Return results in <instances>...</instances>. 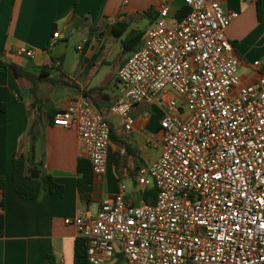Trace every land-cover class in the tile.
Segmentation results:
<instances>
[{
    "label": "built area",
    "instance_id": "2783aa9c",
    "mask_svg": "<svg viewBox=\"0 0 264 264\" xmlns=\"http://www.w3.org/2000/svg\"><path fill=\"white\" fill-rule=\"evenodd\" d=\"M185 3L190 12L181 21L160 7L118 72L124 95L110 112L131 130L134 105L165 101L161 154L137 176L140 189H156V202L134 206L122 185L96 214L67 219L86 241L91 264H107L117 252L126 264H264V74L242 82L227 38L239 13L219 0ZM59 38L58 31L51 48ZM15 54L35 56L24 47ZM54 126L74 129L94 175L105 174L109 117L82 100L58 112Z\"/></svg>",
    "mask_w": 264,
    "mask_h": 264
},
{
    "label": "crops",
    "instance_id": "0c3cea01",
    "mask_svg": "<svg viewBox=\"0 0 264 264\" xmlns=\"http://www.w3.org/2000/svg\"><path fill=\"white\" fill-rule=\"evenodd\" d=\"M227 12L239 13L227 30V38L240 60L243 84L264 74V0H219ZM166 5L172 17L185 0H0V60L19 65L49 79L38 83L37 99L31 83L17 78L11 69L0 72V207L4 218L0 234V264H75V248L81 239L77 227L66 224L80 212L96 214L101 202L121 192L134 206L144 202L137 176L143 166L161 154V120L165 101L134 105L133 129L110 115L124 95L119 70L137 51ZM153 9L152 17L145 12ZM155 18V19H154ZM154 19V20H153ZM128 24L115 37L111 27ZM60 38L53 48L54 33ZM143 33L138 47L128 36ZM24 47L34 57L15 54ZM256 62H261L255 67ZM169 97L175 94L166 91ZM86 101L110 118L111 143L107 170L94 175L90 201L81 198L78 170L85 147L74 129L54 126L55 115ZM23 155L27 165L42 164L60 193L43 191L34 200L22 198L13 184V158ZM87 160V159H86ZM128 182L130 185H128ZM107 264H126L117 252Z\"/></svg>",
    "mask_w": 264,
    "mask_h": 264
},
{
    "label": "trees",
    "instance_id": "16d2710c",
    "mask_svg": "<svg viewBox=\"0 0 264 264\" xmlns=\"http://www.w3.org/2000/svg\"><path fill=\"white\" fill-rule=\"evenodd\" d=\"M190 12L188 6H184L177 14V21L183 20ZM154 10L151 9L145 14L152 17ZM153 18V17H152ZM159 18V15H158ZM155 19V18H154ZM153 19V20H154ZM158 21V19L155 21ZM154 24V25H155ZM128 24L124 21L116 22L111 27V34L115 37H120L127 29ZM144 38L143 33H136L128 36L124 45L127 47V43L130 42L134 47H138L141 44L142 39ZM11 69L17 78L25 79L31 83V94L37 99L38 97V83L41 81H50L54 83L55 81L49 79V75H46L44 72L40 74L30 72L25 68L13 64L6 63L0 60V72L4 69ZM78 170L81 177L79 179V193L81 198L90 201L94 173L91 163L86 159H81L79 161ZM13 184L17 193L24 199L34 200L37 199L43 191L54 193H60L62 187L54 183L53 178L47 175L42 170V164L31 163L27 165V160L23 155L15 156L13 158V173H12ZM0 181H3L2 179ZM143 200L146 204L152 205L156 202L157 191L155 188L145 189L142 194ZM4 230V218L0 215V234H3ZM75 264H91L88 261L87 257V245L86 241L80 239L75 248Z\"/></svg>",
    "mask_w": 264,
    "mask_h": 264
},
{
    "label": "rangeland",
    "instance_id": "374dc122",
    "mask_svg": "<svg viewBox=\"0 0 264 264\" xmlns=\"http://www.w3.org/2000/svg\"><path fill=\"white\" fill-rule=\"evenodd\" d=\"M186 110V109H185ZM128 185H130V183L128 182ZM153 185V182H152V180L150 179L149 180V186L151 187Z\"/></svg>",
    "mask_w": 264,
    "mask_h": 264
}]
</instances>
